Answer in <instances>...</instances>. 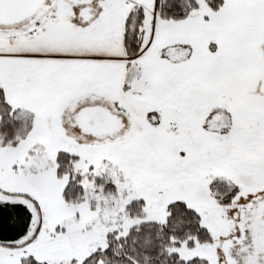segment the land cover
Returning a JSON list of instances; mask_svg holds the SVG:
<instances>
[{"label": "snow or ice", "instance_id": "obj_1", "mask_svg": "<svg viewBox=\"0 0 264 264\" xmlns=\"http://www.w3.org/2000/svg\"><path fill=\"white\" fill-rule=\"evenodd\" d=\"M0 264H264V0H0Z\"/></svg>", "mask_w": 264, "mask_h": 264}]
</instances>
